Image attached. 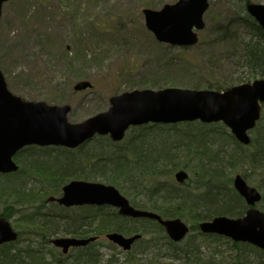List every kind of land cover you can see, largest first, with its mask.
I'll return each mask as SVG.
<instances>
[{"label": "rangeland", "instance_id": "1", "mask_svg": "<svg viewBox=\"0 0 264 264\" xmlns=\"http://www.w3.org/2000/svg\"><path fill=\"white\" fill-rule=\"evenodd\" d=\"M177 1L9 0L2 7L0 19V71L9 92L25 102L69 106L71 112L68 122L78 124L106 112L110 108V98L124 93L145 90L158 92L165 89L193 90L185 86L196 82L197 74L204 75L203 81L208 78L210 82H219L230 74L227 65L220 67V71L211 72L210 76L201 71L208 59L213 63L217 62L219 53L226 50L225 46L214 44L218 41L214 31L219 25L225 27L234 17V0H210V9L204 19L206 28L199 33L200 45L189 49L158 43L145 27L143 10L160 11L165 5H173ZM250 1L264 6V0ZM107 29L114 36L106 32ZM81 81L91 83L93 88L80 93L74 92V86ZM230 136V130L222 123L150 124L130 128L123 142L115 143V146H104L108 154H125L131 147H137L151 154L169 156L171 161L163 163L164 175L160 181L177 184L175 174L185 171L189 175L187 183L191 184L194 174L190 175L183 168L186 164H193L188 161L189 153L186 149L189 145L193 148H198L199 145V150L207 153L203 156L204 162L213 164V159L209 157L216 155L217 162L222 165L211 166L213 170L220 167L218 171L221 178L218 182L221 187L233 188V179L239 175L249 186L255 188L244 177L245 166L240 162L232 165L234 144ZM105 139L109 140L107 137ZM102 145L92 143L86 150L97 152ZM48 155L51 158L40 162L57 163L55 157H61L56 151H51ZM37 161L36 157L29 158V162ZM16 164L22 168L21 164ZM93 182L115 187L133 206L132 191L128 185L103 180ZM32 184L38 189V182L34 181ZM49 197H46V204ZM137 200L142 202L141 198ZM110 211L116 212L106 207L105 212ZM87 213L86 209L76 211V214L81 215ZM180 220L190 228L188 239L178 244L181 252L189 254L190 264H264V251L248 244L234 243L224 237L207 239L193 231L202 221L194 222L189 217ZM8 222L23 240L14 249H24L29 231L22 226L18 227L13 220ZM137 227L144 228L149 233L153 231L145 223L137 224ZM110 233L112 232L101 233L98 241L93 244V250H98L103 261L110 259L114 264H124L128 261L126 253L106 239V235ZM120 234L124 237L135 235ZM155 236L156 234L150 233L143 238L151 239ZM88 238L90 237L82 239ZM33 239L36 241L37 238ZM156 242L161 248L166 246L164 239ZM235 244L239 246L235 247ZM143 247L138 246L134 252L137 253L134 256L139 264L159 261L148 260L149 256L155 254ZM39 248L45 260L50 263L75 264L79 260L75 250L64 256L51 244ZM78 263L84 264V261Z\"/></svg>", "mask_w": 264, "mask_h": 264}, {"label": "trees", "instance_id": "2", "mask_svg": "<svg viewBox=\"0 0 264 264\" xmlns=\"http://www.w3.org/2000/svg\"><path fill=\"white\" fill-rule=\"evenodd\" d=\"M244 4L245 0H234V17L225 27H216L214 32L218 36V43L214 44H221L226 50L219 53L217 62L213 63L208 59L201 71L210 76L211 72L220 71V67L227 65L230 74L219 82H210L208 78L203 81L204 75L197 74L196 82L185 87L193 90L224 91L264 77V31L245 13ZM106 32L114 36L109 29ZM250 134L251 142L248 146L239 144L230 136L234 144L232 165L240 162L245 166L244 177L261 193L262 198L257 208L264 212V111ZM92 143L103 145L97 152L86 150ZM104 144L108 147L116 145L108 139L96 137L76 150L30 147L17 153L14 159L22 168L13 174L0 175V218L13 220L18 227L22 226L29 232L26 234L27 244L24 249H14L22 240L19 234L16 243L0 246V264H59L47 262L39 247L50 245V240L59 236L82 239L98 237L106 231L119 234L141 233L142 237L150 233L156 234L154 238H142L138 241L126 253L128 261L124 264H139L134 256L137 253L134 252L142 245L144 250H151V254H155L149 256L148 260H159L153 264H190L189 254L181 252L178 244L163 237L164 231L156 222L123 218L115 211L105 212L106 208L64 209L54 204L47 205L46 197H59L62 187L71 180H103L112 184H126L132 191V204L135 208L157 213L163 219L189 217L194 222L209 221L218 216L237 219L247 210L245 202L233 188L220 186V167L217 170L211 167L214 164L222 166L217 162V156L209 157L213 159V164L204 162L203 156L207 153L200 151L199 145L198 148L189 145L186 149L189 153L188 161L194 165L186 164L183 168L190 175L194 174L192 183H187L188 175L186 182L178 185L160 181L164 175L163 163L171 161L169 156L151 154L137 147H131L125 154H108ZM51 151L61 155L55 157L57 163L40 162L51 158L48 155ZM31 157H36L38 163L29 162ZM33 175L36 177H31ZM34 181L38 182V189L33 186ZM84 209L88 211L87 214H76V211ZM144 223L150 225L153 231L149 233L146 229L137 227V224ZM193 231L199 234L198 228ZM200 235L207 239L216 238L212 235ZM33 238H37L36 241ZM157 238L164 239V248L158 246ZM94 247L91 244L75 250L78 261L82 260L84 264H114L110 259L103 261L98 250H93ZM78 261L75 264H79ZM149 263L152 264L151 261Z\"/></svg>", "mask_w": 264, "mask_h": 264}, {"label": "water", "instance_id": "3", "mask_svg": "<svg viewBox=\"0 0 264 264\" xmlns=\"http://www.w3.org/2000/svg\"><path fill=\"white\" fill-rule=\"evenodd\" d=\"M9 0H0L2 7ZM209 0H178L165 5L160 11H142L145 27L158 43L177 48H191L198 44V32L205 29L204 15ZM247 14L264 30V6L246 3ZM89 82L77 83L73 90L91 89ZM110 108L84 122L70 124L69 106H48L45 103L25 102L11 94L0 71V174L18 171L14 156L29 146L62 147L77 149L95 136H109L113 142H121L130 127L148 124L172 125L201 122L222 123L242 145L250 144L249 133L260 120L264 104V77L248 84L234 86L223 92L165 89L133 91L114 96ZM181 184L187 179L184 171L175 174ZM233 188L245 201L248 209L238 219L223 216L201 222L202 234L218 235L235 243H247L264 251V213L255 206L261 201L260 192L249 186L237 175ZM64 208L111 207L118 215L130 219L155 221L173 243L182 242L189 227L180 219L164 220L159 215L132 207L113 186L86 181H71L62 188L59 198H49ZM18 238L10 223L0 218V246L15 242ZM141 235L124 237L118 233L106 235V239L123 252H129L141 239ZM97 238H57L51 244L67 255L70 249L87 247Z\"/></svg>", "mask_w": 264, "mask_h": 264}]
</instances>
